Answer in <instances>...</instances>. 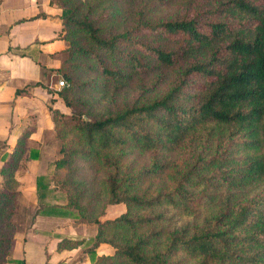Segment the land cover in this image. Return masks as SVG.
<instances>
[{"label":"trees","instance_id":"trees-1","mask_svg":"<svg viewBox=\"0 0 264 264\" xmlns=\"http://www.w3.org/2000/svg\"><path fill=\"white\" fill-rule=\"evenodd\" d=\"M72 1H50L60 10L66 46L61 66L51 72L65 81L57 96L70 114L47 107L60 157L53 162L50 179L36 177V189L48 190L56 177L53 189L64 194L66 204L43 213L61 209L64 215L70 212L96 226L92 248L108 244L114 254L93 257V264H264V190L245 196L248 188H264V0H214L211 9L190 17L137 19L134 27L107 38L100 35L91 9L79 12ZM76 34L86 45L75 41ZM165 43L172 48L163 47ZM25 50L18 48L16 53L22 57ZM146 58L164 68L179 65L173 84L161 97L82 118L72 96L71 71L80 69L74 65L76 59L94 60L101 78L118 89L123 75L114 66L125 64L139 74L150 67ZM60 119L73 124L78 147H67ZM22 140L0 169V264L6 262L16 232L11 204L19 194L14 176L25 151ZM183 145L195 146L188 150L192 160L176 174H167L166 191L138 192L137 184L162 167L157 152ZM231 146L237 151L230 153ZM213 147L221 152L215 155ZM128 150L156 156H151L150 166L135 171L126 164ZM78 155L104 170L98 182L99 209L98 203L93 207L98 194L88 187L93 179L68 181L57 176ZM210 189L225 190L226 195L199 213L197 201L214 203L217 197L205 194ZM118 205L123 212L104 219L108 208ZM168 212L180 219L178 225L163 226ZM80 244L64 239L56 248L70 250Z\"/></svg>","mask_w":264,"mask_h":264},{"label":"crops","instance_id":"crops-1","mask_svg":"<svg viewBox=\"0 0 264 264\" xmlns=\"http://www.w3.org/2000/svg\"><path fill=\"white\" fill-rule=\"evenodd\" d=\"M50 1L0 2V169L19 147L21 138L20 146L25 150L14 176L21 198V207L15 210L16 228L18 210L28 209L10 252L11 258L22 264H93V257L112 256L114 249L108 244L92 248L96 226L81 222L72 213L64 215L61 209L43 213L50 206H64L66 199L52 185L46 191L36 189V177L50 175L57 157L47 107L63 115L68 111L57 96L58 75L51 72L61 66V52L66 46L61 39L60 10ZM18 48L26 49L25 56L17 55ZM35 83L40 85L29 86ZM16 90H21L20 94L16 95ZM33 152L36 158L31 157ZM64 239L81 244L58 250L57 243Z\"/></svg>","mask_w":264,"mask_h":264},{"label":"rangeland","instance_id":"rangeland-1","mask_svg":"<svg viewBox=\"0 0 264 264\" xmlns=\"http://www.w3.org/2000/svg\"><path fill=\"white\" fill-rule=\"evenodd\" d=\"M74 6L79 9V12H84L87 8L91 9V17L94 20L96 26L100 27V35L102 37H108L110 34L119 33L123 30L132 28L137 23V19L150 20L157 22L159 20H174L177 18L190 17L199 11H206L211 9L216 3L214 0H176V1H163L157 2L155 0H132L129 2L127 0H73ZM138 33H136L137 35ZM134 37V36H133ZM75 41L81 42V44L86 45L85 40L81 34H76L74 37ZM165 48H172L170 43L162 44ZM99 54L103 59L105 55L103 53ZM149 68H144V72L136 74L130 71L127 65L121 64L117 67L122 71L123 77L120 79L118 89H115L116 83H107L101 75L99 74L98 66L94 60H79L76 59L74 65L77 64V68L71 71L72 78L74 81V90L72 91L73 98L77 101V108L82 113V118L88 120L90 118H97L104 115L107 111H113L115 109H120L125 104H130L132 102H150L154 99L161 97L173 84L175 80L179 65L173 68H164L162 66L156 65L150 59ZM184 63V62H183ZM55 80L58 82L62 80L61 77H56ZM57 82V85H58ZM62 86L58 88L60 89ZM67 114H70L68 109ZM58 127L66 132L65 140L68 142V146L78 147L77 139L72 131L73 124L71 122L64 123L61 119L58 120ZM65 124V127L64 125ZM56 138V137H55ZM56 140V139H55ZM59 142V140H58ZM58 146V143H57ZM195 148V146L187 147V145L179 146L172 151H159L157 155L159 156V162L162 165L160 169L157 170L156 174H150L144 179H142L137 184V191L143 192L148 191L149 194L156 193L158 191H166V187L169 186L168 175L176 174L177 170L182 167V164L186 162L187 159L192 160V155L188 154V150ZM231 146L230 153L237 151L232 149ZM237 148V147H236ZM212 153L221 152V149H216L213 147L211 149ZM126 156V164L130 166L133 170H140L143 167L150 166L151 156L155 153H141L139 150H128ZM156 156V155H155ZM58 155L57 148V157ZM70 167L62 169L57 173V176L69 180H74L76 178L81 179V176H85L92 180V185L88 184V187L93 190L94 193L98 194L96 197V202L93 203V207L98 203V209L100 208V198L99 195V178L103 174L104 170L101 166L94 163L92 160L83 161L81 156H74L72 158ZM166 169H163V168ZM165 170V171H164ZM54 169L52 167L50 175L47 176V180L52 176ZM73 174V175H72ZM54 182L50 183L53 186H57L56 177L53 178ZM264 188H252L246 190V197L251 198L253 196L262 193ZM217 194L214 203H209L208 200L202 199L197 201V211L201 213L203 210L208 208H213L215 204L221 202L225 197V190H214L210 189L205 194ZM21 198L16 197V203L11 204L13 209V220L12 223L16 227V214L15 210L17 207H21ZM13 202V201H12ZM26 208V206H23ZM18 210L17 220H19L18 227L15 231L22 229V223L25 221L27 216V211ZM123 210L122 205L110 207L107 215L104 219L108 220L120 214ZM166 220L163 223L165 228H170L172 225H178L180 219L168 212L166 215ZM202 218V217H201ZM12 244V243H11ZM11 245L9 247V256L6 258L4 264H18L17 261L11 258ZM187 264H192L188 262Z\"/></svg>","mask_w":264,"mask_h":264},{"label":"built area","instance_id":"built-area-1","mask_svg":"<svg viewBox=\"0 0 264 264\" xmlns=\"http://www.w3.org/2000/svg\"><path fill=\"white\" fill-rule=\"evenodd\" d=\"M58 85H59V87H60V86H63V82H62V81H59V82H58Z\"/></svg>","mask_w":264,"mask_h":264}]
</instances>
